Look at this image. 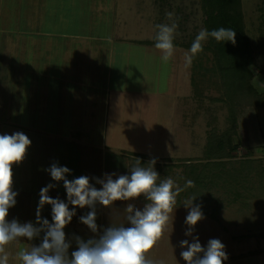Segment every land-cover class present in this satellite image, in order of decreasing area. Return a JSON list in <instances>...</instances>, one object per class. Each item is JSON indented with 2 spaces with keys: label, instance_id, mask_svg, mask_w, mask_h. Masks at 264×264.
I'll list each match as a JSON object with an SVG mask.
<instances>
[{
  "label": "rangeland",
  "instance_id": "1",
  "mask_svg": "<svg viewBox=\"0 0 264 264\" xmlns=\"http://www.w3.org/2000/svg\"><path fill=\"white\" fill-rule=\"evenodd\" d=\"M70 1L0 0V123L6 115L12 123L18 112L15 108L30 101L41 102L47 106L49 119L41 116L40 124L48 128L56 150H60L64 142L57 137L60 127L69 130L70 123L79 124L91 106L88 102L98 109L99 97L103 100L108 96L112 111L105 114L99 106L100 128L93 133L95 137L108 136L109 142L107 148H101L97 178L105 172L127 175L125 170L131 168L134 155L150 156L159 164H165L167 158H202L210 116L215 115L217 130L225 126L222 105L208 99L216 98L218 92L207 88L200 99L191 96V66L185 67L183 60L188 50L175 46L174 55L165 64L154 46L133 43L154 40L155 25L169 23L166 13L172 12L179 18L174 43L192 44L202 29L198 0H73L67 6ZM262 9V0H241L244 30L253 47L251 84L258 92L264 90ZM28 71L36 73L35 80ZM91 77L92 89L88 88ZM95 89L102 92L96 95ZM76 92L81 99L72 101ZM54 112H59V125L58 119L53 120ZM237 112L236 135L232 138L237 147L235 156L217 166V173H226L207 192L218 220L204 217L194 226L193 236L199 238L202 247L210 239H219L228 256L224 264H264V106L244 105ZM22 114L26 120L24 108ZM13 131L0 126V135ZM35 163L27 150L23 161L12 167V187L18 195L11 215L8 213L9 222L35 223L41 188L47 183L63 184L53 181L46 167L39 173ZM58 165L62 166L61 162ZM158 173L162 175L161 169ZM66 178L70 180L71 175ZM116 202L111 217L96 213L99 230L122 221L129 203L141 210L144 207L137 199ZM48 206L42 209V218H51ZM20 208L24 222L18 216ZM188 211L185 206L175 207L172 228L170 223L149 254L154 264H185L180 242L192 240L184 235ZM83 228L90 231L85 225ZM68 229H64L66 240ZM81 239L87 240L84 236ZM72 246L75 242L69 255ZM18 247L9 246V264H18Z\"/></svg>",
  "mask_w": 264,
  "mask_h": 264
},
{
  "label": "clouds",
  "instance_id": "2",
  "mask_svg": "<svg viewBox=\"0 0 264 264\" xmlns=\"http://www.w3.org/2000/svg\"><path fill=\"white\" fill-rule=\"evenodd\" d=\"M166 16L169 23L155 25L154 36V47L160 51L165 64L175 52L174 36L179 20L172 12L166 13ZM235 36L236 31L231 28L220 27L211 31L202 28L190 49L184 53L185 67L192 65L209 38L234 45ZM30 145L31 140L22 132L0 135V264H9L11 254L8 249L13 244L19 246L15 253L18 264H154L149 254L163 238L170 223L172 228L177 197L185 188L194 187L192 180H187L184 187H180L171 177L161 178L158 175L153 167L155 159L144 166L139 159H135L128 175L116 176L112 173L102 178H91L100 185L97 189L86 175L67 179L70 169L53 162L46 171L53 181L63 182L67 202L48 195L49 190L56 187L49 183L40 190L35 223H20L16 219L9 222V209L15 206L18 195L12 187V167L23 161ZM140 197L146 201L142 210L129 203L122 221L116 220L109 227L98 229L97 204L108 208L116 201H134ZM194 199L184 203L189 209L184 235L192 237V240L191 243L187 239L180 242L183 249L180 257L185 264H224L228 256L219 239H210L207 246L202 247L199 238L193 236L194 226L204 219L200 206H192ZM45 205L51 206V223L41 217ZM85 207L90 211L80 217V223L94 234V238L85 241L73 236L71 240H66L64 229L76 215L75 209ZM125 223L129 226L125 227ZM41 234L43 237L38 245L30 243ZM22 238L29 243L23 242ZM73 241L76 250L69 255Z\"/></svg>",
  "mask_w": 264,
  "mask_h": 264
},
{
  "label": "trees",
  "instance_id": "3",
  "mask_svg": "<svg viewBox=\"0 0 264 264\" xmlns=\"http://www.w3.org/2000/svg\"><path fill=\"white\" fill-rule=\"evenodd\" d=\"M198 2L202 13V28L211 31L224 27L236 31L234 45L230 42H216L209 38L203 45V51L194 59L189 77L193 98L200 99L203 90L207 88L218 92L216 98L208 99L222 105V109L226 112L223 116L225 126L222 130H217L216 117L211 115L206 124L208 129L204 135L202 158L178 161L167 158L165 164L155 163L153 167L157 173L161 169L162 175L158 173L161 178L171 177L180 187H184L187 180L194 182V187L185 188L179 194L175 207L184 206L186 200L195 197L192 206L199 205L204 217L216 221L217 210L210 208L207 192L218 184L221 174L226 173L224 171L217 173V166L235 156L237 147L232 138L236 135L237 110L244 105L263 107L264 90L258 92L251 84V67H254L253 47L244 30L241 0H198ZM262 5L264 16V0ZM133 43L154 46L155 41L140 40ZM174 46L189 50L191 43L188 45L174 43ZM134 156L130 167L135 164V159H139L142 166L153 159L145 155ZM129 169L125 171L127 175L130 174ZM173 170L179 172L173 173ZM137 200L144 204L146 202L143 197ZM69 209L72 210V206ZM86 214L76 212L75 218L73 217L71 221L80 219Z\"/></svg>",
  "mask_w": 264,
  "mask_h": 264
},
{
  "label": "crops",
  "instance_id": "4",
  "mask_svg": "<svg viewBox=\"0 0 264 264\" xmlns=\"http://www.w3.org/2000/svg\"><path fill=\"white\" fill-rule=\"evenodd\" d=\"M71 1L67 2V6L71 5ZM69 8H70L69 12L67 9L68 15H70L69 13H71V7ZM72 34L74 35V32ZM28 73L31 75L32 79L35 77L36 74L35 72L28 71ZM35 79L36 78H34V80ZM34 80H32L33 82L31 83V85L34 84L35 82ZM93 82H94V78L90 79V84L88 88L92 89V87H94ZM101 90L102 89H95V94L98 95V93L102 92ZM31 97L32 96L29 95V99H31ZM80 99H81L80 96L76 92V95H74V99L72 101H78ZM99 99L101 100L99 106H101V110L105 114H107L109 110L112 111V105H110V101H109L110 97L108 98L107 96L103 100L99 97ZM94 100L95 102H97L95 97ZM88 104L91 106L85 111L84 114H82L81 116L82 120L79 121V124L77 122L70 123L69 130H63L64 126L60 127L59 129L60 135L57 132V137L60 139H64V142L62 143L60 150H56L55 142H54L55 140L52 138L51 133H49L48 128L40 124L39 120H41V116L45 117L46 115L49 114V111L46 109L47 106L41 104V102L32 103V101H30L29 105L15 108V111L18 110V112L15 114L16 117L12 120V123H8L7 121L8 115H6L5 117H3L0 126L12 128L14 130L13 132H23L31 140V145L28 147L27 150L30 152V157H33V159L36 160V163L33 165L35 166V169H37L39 173L43 172V167L49 168L53 162L56 163L61 162L62 166H66L67 168L70 169L71 171L70 180L74 178H78L79 176H81V174L82 175L84 174L90 178V183H92L97 189H99L100 185L95 184V181L91 178H97L98 175L100 176L99 173L97 174V172L100 169V165H99L101 158L100 151L102 147L107 148L106 144H109V142L108 140H106L108 139V136H106V139L104 136L101 137L100 135H97L96 137L93 136L94 130L100 128V123L97 122L98 120L100 121V107L98 106L97 109L96 105L95 104L93 105V102L92 103L88 102ZM22 108H24L25 114L27 115L26 120H24V115L22 114ZM53 114L55 116L53 117V120L54 118L58 119L59 120L58 125H59L61 123L59 118V112H54ZM45 119H49V116H46ZM61 130H63L64 132H61ZM61 135H63V137H61ZM38 160L39 162H37ZM108 173L109 172H105V174ZM48 184L49 183H47V185ZM54 184L56 185V187L50 189L48 195L52 198L59 197L61 200L67 202L66 192L63 187V184L61 185L57 183ZM117 204L118 202H114L113 205L110 206L109 208H105L97 204L96 213H106L108 216H110L112 214L110 211L111 208H116ZM70 207L71 205H69V208ZM47 209L49 210V214L51 216V206L49 205ZM12 211H13L12 209H9V214ZM75 211L80 214H85L88 211H90V209H88L87 207L83 209L76 208ZM23 214H24V210L20 208L18 210V216L20 217L22 222L25 221ZM42 215L43 212L41 211V217ZM97 218H99V216H97ZM48 220L51 223V218H49ZM97 221L99 222V219L96 220V223ZM65 228L71 229L70 233L68 229V233L70 234L68 235L69 240H71L73 236H80L81 238H83L84 236V239L94 238L93 233L89 234L91 233L90 231L87 232L86 230H84L83 225L80 223V219H75L71 221ZM42 237L43 235L41 234L39 238L34 239L30 243L33 245H38L41 242ZM37 241L38 243H36ZM73 243L74 242H72V244ZM74 250H76V246H72V251Z\"/></svg>",
  "mask_w": 264,
  "mask_h": 264
}]
</instances>
